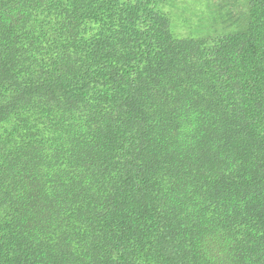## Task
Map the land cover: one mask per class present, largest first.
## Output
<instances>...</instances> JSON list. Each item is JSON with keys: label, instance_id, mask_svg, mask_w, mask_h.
I'll return each instance as SVG.
<instances>
[{"label": "trees", "instance_id": "16d2710c", "mask_svg": "<svg viewBox=\"0 0 264 264\" xmlns=\"http://www.w3.org/2000/svg\"><path fill=\"white\" fill-rule=\"evenodd\" d=\"M0 0V264H264V0Z\"/></svg>", "mask_w": 264, "mask_h": 264}, {"label": "rangeland", "instance_id": "374dc122", "mask_svg": "<svg viewBox=\"0 0 264 264\" xmlns=\"http://www.w3.org/2000/svg\"><path fill=\"white\" fill-rule=\"evenodd\" d=\"M224 0H213L211 5L224 6ZM199 0H162L158 10L165 13L171 21V29L175 36L180 38L205 37L210 27L206 13Z\"/></svg>", "mask_w": 264, "mask_h": 264}]
</instances>
